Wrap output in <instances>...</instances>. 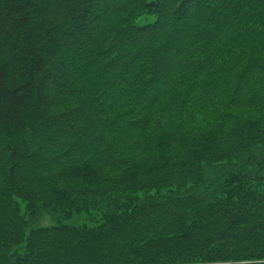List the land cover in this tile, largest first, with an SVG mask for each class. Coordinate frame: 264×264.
I'll return each instance as SVG.
<instances>
[{"label":"trees","instance_id":"16d2710c","mask_svg":"<svg viewBox=\"0 0 264 264\" xmlns=\"http://www.w3.org/2000/svg\"><path fill=\"white\" fill-rule=\"evenodd\" d=\"M110 1L0 0V139H6L0 170V264L102 263V257L94 249L92 241L79 242L80 237L94 239V235L103 243L97 245V250H103L104 255L108 253L103 257L111 258L112 264L113 260L118 261L123 256L124 251H118V247L124 233L137 229L138 214L133 211V206H121L122 211H118L124 213L120 216L121 220L116 221L107 215L105 221L109 226L105 230L95 228L86 231V225L80 232L69 225L35 230L25 250L8 259V247L11 245L7 243L4 246V243L12 241L11 236L20 237L18 230L22 228L21 223L26 225L25 219L17 218L20 211L14 193L18 188V194L25 191L23 189L29 192L18 178L19 168L22 165V170L27 168V160L18 141L27 133L31 135L33 132L35 135L32 137L41 138L45 148L50 150L47 155L51 156L44 162L47 164L44 168L47 176L42 182L55 189L57 197L55 195L53 199L68 215L70 211H81L82 204H76L74 199L94 197L92 194H98L104 185L113 189L124 188L141 179H163L166 175L181 172L180 164L173 162L175 156L189 159L186 158L188 155L183 157L181 148L186 149V154L187 149L204 152L203 156L198 155L195 163L185 164L183 173L192 168L203 174V163L221 164L223 160H231L229 156L238 154L236 147L231 146L234 153L229 152V156L222 154L218 158H209L216 148L219 150L215 131L205 133L204 130L198 138L194 134V138L179 129L174 135L179 138L175 148L173 137L162 135L156 138L141 162L130 157L121 160L120 164L111 155L91 156V161L73 160L79 157L88 159V150L98 146L100 136L97 133L104 128L103 120L109 118V108L132 106L135 115L138 113L141 116L139 123L149 127L160 108H175L181 103L187 107L194 105L191 108L195 109V105H206L212 102V97L227 92V86L238 85L244 91L248 88L251 92L248 96L257 93L251 101L243 98L248 102L241 99L234 102L239 109L246 107L252 111L249 121L258 123L255 116L264 112V94L256 90L263 78L254 72V69L264 68V0H182L188 8L175 14L161 3V16L153 24L143 27L116 24L117 19L111 18L119 12L134 11L137 8L134 0ZM176 1L180 0H173ZM193 1L197 5L211 2L208 16H204L199 9L193 11ZM144 4L147 10L153 6L148 1ZM253 47L259 49L253 50ZM153 58L157 61L151 60ZM169 60L173 63H168ZM229 68L237 71L238 76L234 77L236 72ZM68 103H71L69 107ZM128 112L122 113L120 121L127 118ZM238 124H232L234 131L217 130V138L226 141L234 133L246 139L248 134L258 136L261 132L260 126L255 128L259 123L251 126ZM185 136L191 137V141L187 139L182 143L185 146L181 147L180 137L184 139ZM14 140L18 145H12ZM258 140L259 137H256L257 147L264 145ZM229 144L233 145L232 142ZM220 154V151L213 153L215 156ZM115 169H121V172L115 176L108 175ZM193 174L196 176L198 173ZM254 177L246 178L248 186L252 187L245 196L240 192L243 191L241 187L229 188L226 185L224 194L218 192L223 195L224 211L219 210V219L210 223L213 231L206 234L205 245H193L191 242L196 240L190 238L192 231L181 228L176 240L170 237L167 251L158 250L156 242L147 243L149 256L171 264L188 263L187 249L205 246L209 249L207 246L215 244L222 245L223 255L235 256L237 254L232 250L237 248L239 241L243 245L246 243L244 249L247 251L257 242L254 253L248 254L261 251L264 256V242L258 241L256 231L235 234L250 224L252 216L260 221L253 224L264 229V180ZM21 197L29 200V197ZM245 201H249V206ZM210 202V199L202 198L198 203L197 208H201L203 218L215 214L213 209L217 207L214 204L221 205V202H212L209 206L204 204ZM170 205L164 209L174 208ZM150 206L154 211L156 204L151 203ZM246 208H249L248 212ZM141 210L146 214L145 206H141ZM187 215L177 214L186 221ZM13 216L18 223L11 219ZM223 217L228 220L227 224H222ZM127 224V229H124ZM133 224L135 226L131 227ZM39 236L42 238L38 239ZM140 255L134 252L130 258L137 260L135 257ZM178 255L182 257L177 259ZM226 258H216L213 252L204 260Z\"/></svg>","mask_w":264,"mask_h":264},{"label":"rangeland","instance_id":"374dc122","mask_svg":"<svg viewBox=\"0 0 264 264\" xmlns=\"http://www.w3.org/2000/svg\"><path fill=\"white\" fill-rule=\"evenodd\" d=\"M102 1L108 3L111 2L110 0ZM145 1L151 2L153 4V6L149 10L144 8ZM189 1L191 2L192 0ZM134 2V4L137 5V8L131 13L125 11L119 12L120 14H113L111 16L112 19H117L116 24L122 23L126 26L132 25L135 27H143L149 24H153L161 16L162 4H165L168 7L169 11L174 14L177 12H183L186 8H188V5H186L185 2H182V0L176 2H173V0H134ZM209 4H211V2H205L201 5H197L193 1L191 7L193 6V11L199 9L201 13H204V16H206V14L208 16L210 10H208ZM224 28L226 29L227 27ZM226 30L229 31L228 29ZM252 49L258 50L259 48L253 47ZM156 59L157 58H153L151 60H155L154 62H156ZM169 62L173 63L172 60H169L168 63ZM150 67L151 66H149V68ZM229 69H231V71H235L233 68ZM235 72L236 73L234 74V77L238 76V72ZM254 72H257L263 78V81L259 83L258 86H256V90L257 92L260 91V94H264V74H262L264 73V68L262 70L254 69ZM143 82L144 80L142 79V83ZM212 84L216 85L213 82ZM253 86L254 85L250 87ZM226 88L227 92L223 91V94L220 93L221 95L219 94V96L212 97L210 100L212 102L209 103L207 102L209 100L208 98L205 101L208 104H197L195 105V109L191 108L194 105L187 107L181 103L175 108H160L158 116L154 120H152L149 127L139 123L138 120L141 118V116L138 113L137 115H135L134 111H132V106L128 107V105H119L113 109L109 108V111L107 113L110 116L108 115L109 118L103 120L104 128H102L97 133V135L100 136V143L98 144V146L93 147V149L90 148L88 150L90 155L88 156V159L79 157V159L73 160L78 162H82L83 160L91 161V156L98 157L111 155L117 159L118 163H120L121 160H125L130 157H135V159L140 160L141 162L146 158V155L149 153L148 151L151 150L150 147H153L152 144L153 142H155L156 138L159 139V137L162 135L170 134V136H172L175 140L173 142L175 148L178 145L177 141H179V138L174 135L176 134V132H178L179 129H181L182 132L187 131V133H190L193 137L194 134H197L196 138H198L197 136L203 133V131L205 130V133L215 131L214 134L215 138L217 139V147H219V151L221 152L220 155L215 156L212 154L211 157L218 158V156L225 154L227 152L226 150L230 149L231 146L236 147V149L238 150V154H235L234 156L228 155L232 159L226 162L233 166L235 170L228 171L226 174H224L215 173L213 171L204 169L207 170V172L205 171V173L201 174L200 171L197 172L195 169L187 168L186 173H183V166H185V164L195 163L198 160V155L203 156L204 152L200 149H187L188 153L186 154V149L181 148L183 157H186V155H188L186 158H189L186 160H182V158H178L176 156L173 158V162H175V164L178 163V165L180 164L179 167H182L181 172L174 173L172 176L166 175L163 179L159 177H153L150 180L149 178L141 179L135 183L129 184L128 186H126L127 188L124 187L113 189L111 186L104 185V188H101L98 194H92L94 195V197H90L85 200L74 199L76 204H82L80 206L82 209L79 208L81 211L67 212L68 215L63 213L61 208L57 206V203L53 199L55 195L57 197L55 189L50 188L45 182H42L43 178L47 176L44 171L45 165L47 164L44 162L45 159L48 158V156H51L49 154L47 155L50 150L45 148V142H41V138L39 139L38 136L32 137V135H35L33 134V132L31 135L27 133L21 141H18L20 143V146L23 148L22 152L27 160L25 164V167L27 166V168H24V170H22L21 168L23 167V165L21 168H19L18 178L23 185L27 186L29 192L27 191V189H23L25 191L18 194V188L14 193V197L17 201V206L20 211V215L18 214L17 218H21L22 220L25 219L26 225L21 223L22 228L18 230L21 232L20 237L11 236L12 241L4 243V246H6L7 243L11 245L10 247H8L10 250L8 251V259H11V256L15 255V253H22L25 250L26 246H28V243H31V238L34 235L33 232L35 230L38 231L42 228L47 229L58 227L59 225H69L72 228L76 229V231L78 232H80V230H82V227H84L85 225L86 231L95 228L96 230H98L99 228L105 230L109 226L108 221H105L107 220V215L109 217H114L113 219H116V221L121 220L122 217L120 216L124 214L118 213L120 209L119 207L121 206H133V211H136V214H138L136 220L137 229L135 230V228H133L132 231L124 233V238L120 241L121 245L118 244V246L120 245L118 247V251H124L122 254L123 256H120L121 259L118 261L113 260L112 264H171L167 263L166 260H154L153 258H151L146 249V245L147 243L155 244L156 242L155 245H158V250L167 251L168 248L166 247V245L171 240L170 237H173L174 240H176L177 234L181 230V228L186 231H192L191 233H189L190 238L196 240V242H191L193 245H205V236H207L206 234L210 233V231H213V228L211 226L212 224L210 223L215 222L217 219H219V216L217 214H219V212L223 210V207L225 205L223 202H221L223 195L219 194L218 192L224 194L226 185L229 188H251L252 186H248L246 182L247 177L256 176L257 178L259 177L264 180V145L261 146L260 144V146L258 147L257 145H255L256 137H259L258 141L264 143V133L262 134V132H264V112L259 115L255 114L256 116L253 115L256 117L258 123L260 124L255 126V128H258L260 126L261 132L258 134V136L248 134V138L244 139L239 135L237 136L233 133L232 135H230V137H227L226 141H221L217 138L219 137L218 133L216 132L217 130L230 131L233 129L232 124L234 122L235 124L236 122H239L238 125L242 124L245 126L258 124L249 121V113L252 114V111L250 109L246 107H242L241 109H239L234 104V102L238 99H241L243 102H248L247 99H250L251 101V97H255L257 93L248 96V94L251 93L250 91H248V88H246L244 91L241 90L238 85H230ZM247 104L251 105L249 103ZM70 105L71 103H68L67 107H69ZM127 109H131V111L128 112ZM124 112H128L126 115L127 118L124 121H120L122 113ZM206 136H209V134H207ZM174 137L177 138V140ZM180 138L182 140L180 142L181 144L185 143L187 139L188 142L191 141V137L189 138L185 136L184 139L183 137ZM261 138L263 140H261ZM4 141H6V139ZM4 141L0 139V170L4 161ZM21 142H24V144H21ZM231 142L233 143V145L229 144ZM12 143V145H18L17 141L15 142V140L12 141ZM247 143L249 145L245 146V144L247 145ZM183 146L185 145L182 144L181 147ZM214 164L215 163L212 164V167L214 166ZM120 170L121 169H115L112 173L109 171L108 175H118V173L121 172ZM193 172L198 174L194 176ZM163 180H166L164 182H169L171 184L165 185L163 184L164 182H162ZM241 184L243 185L241 186ZM262 188L264 190V186ZM245 191L246 190L240 192L245 196V194H247V191ZM21 196L29 197V200L22 198ZM202 198H206V200L210 199V203H204L206 206L211 205L212 202L214 203L216 200L217 201L215 203L221 202V205L214 204L217 209L211 208L215 213L213 216H207V218H203L201 216V208L199 209L197 208V206ZM260 201L262 202V200ZM151 203L156 204V206H153L155 209L154 211L152 209V206H150ZM245 203L249 206V201H245ZM167 205H170L174 208L164 209ZM141 206L146 207V214H143L142 210L139 211ZM248 209L246 208V212L249 211ZM120 210L122 211V209ZM165 213L168 216H171L167 217L164 215ZM178 213H188L189 215H187L186 217L188 218V220L186 221L184 219H181L180 216H177ZM3 216H5V214ZM22 216L24 218H22ZM252 217L253 218L250 220V224H247L245 228H240L235 232V234L239 235L243 233H250V231H256L258 234V241L264 242V229H259L258 227H256L257 224L253 223H255V221L256 223L260 221L257 219V217ZM12 218L14 220L15 216L11 217V219ZM124 218L126 217H123V219ZM5 219H7V217ZM128 219L129 217L127 216L126 221H128ZM218 221L220 222V220ZM227 221L228 220L224 219L223 217L221 222L222 224H227ZM15 222L18 223L16 219ZM128 225L129 224H127L124 229H127ZM134 226L135 224H133L131 227ZM107 232L110 233V231L108 230ZM94 236V239L80 237L79 242L83 240L92 241L94 249L98 252V255L102 257V259L100 258L102 263L99 262L97 264H111V258L103 257L107 256L108 253H105L104 255L103 250H97V245L103 243L96 235ZM41 238V236L38 237V239ZM256 243L253 245V248H251V250L247 251L244 249V247H246V243H244L243 245L239 241L236 246L237 248H234L232 250L237 254L235 256L234 254L223 255L221 244L219 246H217L216 244L213 246H207L209 249L205 248L206 246L197 247L194 249L190 248V251L188 249L186 250L187 252H189L187 254V256H189L188 263H184V261L177 264H264V256H262L261 251H255L256 254L252 255L248 254L253 252ZM174 244L171 246L173 247ZM123 245L125 248H123ZM181 249L183 250L182 246ZM134 252L141 253L139 258H137V256L135 257V259L137 260H131L130 258L131 254ZM213 252L216 258H227L223 260H213L206 262V260H204V257H209V255H211ZM151 254L153 253L151 252ZM180 256L181 255L176 256L177 259ZM193 256L194 258H191ZM233 256L236 258H234ZM228 257H233V259L231 258V260H229Z\"/></svg>","mask_w":264,"mask_h":264},{"label":"bare ground","instance_id":"6f19581e","mask_svg":"<svg viewBox=\"0 0 264 264\" xmlns=\"http://www.w3.org/2000/svg\"><path fill=\"white\" fill-rule=\"evenodd\" d=\"M264 132H262V134H263ZM261 140H263V139H261ZM264 141V140H263ZM222 149V148H221ZM218 148H216L215 149V151L213 152V153H217L218 154ZM227 152L225 153V155L227 156V155H229L230 153L229 152H233L231 149H227L226 150ZM209 153H212V152H209ZM212 153V154H213ZM234 153V152H233ZM212 154L209 156V158L212 156ZM220 158V157H219ZM227 161H225V160H223V165H222V163L220 164V165H217V164H214V166L212 167V163H203V165H201V168H202V166H203V168L201 169V171L203 172V173H205V171L207 172V170H209V171H213V172H215V173H224V174H226L228 171H231V170H235L234 168H233V166H231V165H229V163H226ZM194 166V165H193ZM194 167H198V166H194ZM198 168H200V166L198 167ZM204 169H207V170H204ZM211 169V170H210ZM221 169H225V170H221ZM189 184H190V181H189ZM247 187H241L240 188V190H246L245 192L246 193H250V189L249 188H247Z\"/></svg>","mask_w":264,"mask_h":264}]
</instances>
